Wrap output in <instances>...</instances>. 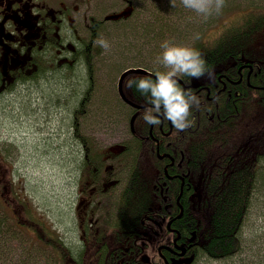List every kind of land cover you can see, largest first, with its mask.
Listing matches in <instances>:
<instances>
[{"label":"trees","instance_id":"16d2710c","mask_svg":"<svg viewBox=\"0 0 264 264\" xmlns=\"http://www.w3.org/2000/svg\"><path fill=\"white\" fill-rule=\"evenodd\" d=\"M175 3L176 6L172 7L170 0H153L148 7L147 0H142L137 12L139 14L142 8L147 14V21L154 22L150 26L157 27L159 24L166 27L163 35L170 36L169 40L183 43L190 34L193 38L186 44L198 49L214 69L211 79L207 74L200 79L181 77L186 82L199 81L197 87H188L201 101L199 109L192 110L194 126L178 132L170 121L164 120L158 126L147 124L143 113L150 105L145 96L135 87H125L129 78L146 74L127 75L123 82L124 92L134 102L145 106L133 110L117 98L119 104L116 105L121 111L115 113L109 123L114 129L125 123L129 130L128 139L123 140L126 148L121 151L126 158L125 166L119 172L118 180L110 187V198L113 199L115 194L117 196L110 206L109 202L99 207L103 212L98 216L103 217L104 222L96 223L91 220L90 214L83 215V211L79 212L76 206L73 207L79 231L76 248L66 243L62 234L42 213L0 149V264H164L158 246L163 242L170 243L173 236L167 230L164 219L178 215L180 217H175L173 225L182 234L181 243L188 246L190 242L185 258L178 259L180 264H198L200 255L206 261L215 258L231 260L241 248L246 252L241 237L247 227L246 216L264 160V73L255 76L252 72L249 85V68L245 67L240 82H229L222 78L227 83L223 90H220L222 84L218 75L225 73L232 80H239L241 64L248 62L250 56L259 57L255 50L258 47L253 45L255 40L264 43V23L258 22L255 27L248 26L251 22H244L238 27L230 26L231 30L240 32L239 36L231 38L230 29L224 27L233 20L222 18L214 28L208 30L204 29L206 24L202 26L204 21L190 28L191 22L186 20L185 15L187 10L191 13L194 11L185 8L181 0H175ZM133 16L128 21L102 24L99 31L107 26L115 32L133 27ZM172 18L178 23L177 27L171 23ZM139 19L136 17L137 25ZM149 28L141 24L136 32L139 39H146V43L150 44L156 41L159 34ZM244 29L248 33L246 42L241 36ZM99 31L92 38L96 46V41L100 39ZM207 31L213 32L209 34L211 36L207 35ZM157 47L154 50L159 49L158 44ZM259 50H264V47ZM88 56V62L84 63L87 71L93 66V52ZM123 56L124 59L120 56L117 61H140L133 65L145 67L153 73L165 71L158 61L148 59L146 53L145 56ZM260 60L248 62L255 66L254 71H257V67L264 70V62ZM119 62L115 63L113 71L118 69ZM42 75L27 78L31 83L26 88L36 87L32 93L37 102L42 94L36 92L39 90L36 80ZM77 75L73 73L71 78L83 80ZM203 86L210 87L211 94L208 95L205 88L198 91ZM217 91L218 95L213 96ZM3 96L0 95V102ZM82 109L78 110L76 116L84 119L87 113L84 107ZM132 115L135 121L131 131L129 119ZM75 119L72 116V127L76 126ZM109 123L103 124L110 128ZM78 130H74L73 136L82 146L79 153L83 160L80 166L76 165L79 170L76 190L81 183L88 186L87 180L90 178L96 180L93 167L102 164L103 155L95 138L84 137ZM158 141H162L159 150ZM83 145L86 148L83 149ZM87 146L93 147L89 148L90 160L83 155ZM163 153L172 156L174 162L168 156L160 158L159 155ZM258 227L251 231L256 233L252 235L255 240L262 238ZM257 245L259 248V243ZM164 252L170 257V251L164 249Z\"/></svg>","mask_w":264,"mask_h":264},{"label":"rangeland","instance_id":"374dc122","mask_svg":"<svg viewBox=\"0 0 264 264\" xmlns=\"http://www.w3.org/2000/svg\"><path fill=\"white\" fill-rule=\"evenodd\" d=\"M136 1L140 3L142 0ZM152 2L153 0H147L148 7ZM262 8H264V0H226V7L222 12L207 20L188 10L185 16L186 20L191 22L190 28L199 26L204 21L202 26L206 24L204 29L207 30L214 28V25L222 18H228V21L233 20L226 24L224 29H230L229 36L235 38L240 35V32L231 30L230 26L238 27L244 22L248 23L254 20L264 23ZM136 17L140 18L138 25ZM147 19V14L141 8L139 14L136 11L133 27L123 28L117 32L109 26L101 29L98 37L109 41L110 48L107 51L99 45L93 46L92 40L88 41L93 46V66L87 71L83 64L75 71L77 76L82 77L83 80L72 79L68 70L65 72L64 78L62 74L47 76L49 73L46 71L36 80V86L39 89L36 92L42 94L38 98L39 102L35 100L34 93H32L36 87H31L33 86L31 85V88L27 89V85L24 86L22 83L16 85L13 90L15 92L8 91L0 102V149L6 155L16 175L23 180L26 191L42 213L62 234L66 243L74 248L79 244V231L76 228L73 210L76 204L75 184L79 176L76 165L80 166L83 159L82 154L79 153L82 146L74 139L73 132L75 129H79L80 134L84 137H97V140L103 143L128 139L129 130L127 126H124L125 123H121L114 129V126L109 122L111 119L113 120L115 113L121 111V108L116 105L119 104L117 99L119 74L122 70L134 66V62L140 61L127 59L125 62H119L117 60H120V56L124 59L123 55L137 57L145 56L146 53L148 59L157 61V57L160 56L159 52L162 51L161 43L170 38V36L163 35L166 32L164 31L166 27L163 28L159 24L157 27L150 26L154 22L149 23ZM171 23L177 27L178 23L173 18ZM141 24L150 27L149 29L155 33L158 32L159 37H156V41H151L149 44L146 43V39L138 38L136 31L139 29L137 26L139 27ZM254 25L256 24L248 26L255 27ZM211 32L207 31V35ZM110 34L111 36L108 38ZM160 35H162L161 38ZM241 36L246 42L248 33L245 29ZM192 38L189 34L183 43L175 39L172 41L186 44ZM154 42H156L155 45ZM260 43L262 42L255 40L253 46L257 48ZM157 44L159 49L154 50V48H158ZM152 57L155 59L153 60ZM116 62H119L117 63L119 66L117 70L113 71L112 68ZM108 64L111 65L107 66ZM77 91L80 93L78 94ZM82 102H84L83 105ZM82 107L87 113L84 117L85 121L83 117L76 116L78 110H83ZM72 116L76 117L75 127L71 126ZM107 122L110 124V131H107L108 127L103 124ZM84 148L86 145H83ZM90 148L93 149V147ZM260 168L245 220L247 227L242 235L245 247L252 246L249 255L241 248L233 259H224L223 263L220 260L213 261L212 259L206 261L205 257L200 255L198 264H264V160H262ZM116 196L117 194L113 199H108L107 203L110 202L108 206ZM257 226H259L262 238L255 240L252 238L255 232L251 231H255Z\"/></svg>","mask_w":264,"mask_h":264},{"label":"flooded vegetation","instance_id":"af4514ba","mask_svg":"<svg viewBox=\"0 0 264 264\" xmlns=\"http://www.w3.org/2000/svg\"><path fill=\"white\" fill-rule=\"evenodd\" d=\"M137 8L136 0H0V95H6L20 83L26 86L31 83L27 80L28 77L35 78L46 71L49 73L47 76L62 74L63 77L67 70L70 74L75 73L79 66L88 62V55L94 46L88 41L97 36L101 25L109 21H127ZM121 12L123 16L119 19L109 17ZM129 13L130 15L124 17ZM255 50L259 57L250 56L247 58L248 62L260 59L264 62V50ZM248 62L242 63L239 67V80H232L233 78L225 73L219 74L218 80L222 84L220 90L227 87L226 81L222 78L229 82H240L245 67L249 68L247 71L249 85L252 72L255 76L264 73L260 67L254 71L255 66ZM202 88L211 94L210 87L203 86L198 91L203 90ZM150 135L154 139L151 132ZM94 138L99 150H103L102 164L93 167L96 180L92 178L87 180L88 186L85 183L78 185L77 209L79 212L83 211V215L90 214L91 220L99 223L100 217L97 214L99 207L104 205L105 196L112 190L111 183L118 180L117 173L125 166L126 158L121 155V151L126 145L122 139L103 143L98 141L97 137ZM161 143L162 141L157 142V150ZM89 148L90 146H87V151L83 150L87 160H90ZM165 156L174 162V158L169 154L163 153L160 158ZM181 178L185 183L184 176ZM175 217L164 219L167 230L173 233L170 243L163 242L158 246L164 264H167L166 260L168 264H175L177 262L175 259L185 258L181 247L186 249L190 246V242L188 246L181 243L182 234L173 225V221L180 215ZM164 249L170 251V257L165 255ZM250 251L251 248L247 246L246 254L249 255ZM216 259L223 263L224 258Z\"/></svg>","mask_w":264,"mask_h":264},{"label":"clouds","instance_id":"9594fccd","mask_svg":"<svg viewBox=\"0 0 264 264\" xmlns=\"http://www.w3.org/2000/svg\"><path fill=\"white\" fill-rule=\"evenodd\" d=\"M181 3L204 20L220 14L226 7V0H181ZM170 4L175 7V0H170ZM96 43L106 51L110 48L106 39L100 38ZM160 47L162 52L157 61L165 71H156L154 78L152 74L129 78L125 87H135L145 96L150 105L143 113L147 124L158 126L166 120L170 121L178 132L186 131L194 126L192 110H198L201 101L191 88L181 86L180 78L188 76L200 79L207 74L211 79L214 69L207 64L198 49L187 44L165 40Z\"/></svg>","mask_w":264,"mask_h":264},{"label":"water","instance_id":"95a60500","mask_svg":"<svg viewBox=\"0 0 264 264\" xmlns=\"http://www.w3.org/2000/svg\"><path fill=\"white\" fill-rule=\"evenodd\" d=\"M131 73H144V74H147V75L152 74L153 77H154V74L151 73V72H149L148 70L142 68V67H130V68H128V69H125V70L121 73V75H120V77H119V80H118V92H119V95L121 96V98H122L125 102H127L129 105H131L132 107H134V108H140V107H142V105L136 104L135 102L131 101V100L125 95V93H124V91H123V80H124V78H125L128 74H131ZM179 82L185 87V84H184V82H183L181 79H180ZM197 83H198V82H193V83L191 84V86H195V85H197ZM133 121H134V117H132V119H131V127H133ZM181 248H182V251L184 252V251H185V248H184V247H181Z\"/></svg>","mask_w":264,"mask_h":264}]
</instances>
